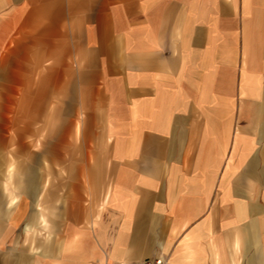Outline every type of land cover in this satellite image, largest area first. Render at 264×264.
<instances>
[{
    "label": "crops",
    "instance_id": "obj_1",
    "mask_svg": "<svg viewBox=\"0 0 264 264\" xmlns=\"http://www.w3.org/2000/svg\"><path fill=\"white\" fill-rule=\"evenodd\" d=\"M264 264V0H0V264Z\"/></svg>",
    "mask_w": 264,
    "mask_h": 264
},
{
    "label": "built area",
    "instance_id": "obj_2",
    "mask_svg": "<svg viewBox=\"0 0 264 264\" xmlns=\"http://www.w3.org/2000/svg\"><path fill=\"white\" fill-rule=\"evenodd\" d=\"M118 264H170V263L166 257L159 255L142 261H122Z\"/></svg>",
    "mask_w": 264,
    "mask_h": 264
}]
</instances>
